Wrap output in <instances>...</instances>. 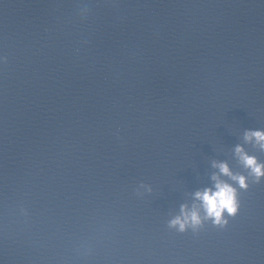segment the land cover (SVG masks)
I'll list each match as a JSON object with an SVG mask.
<instances>
[{
  "label": "water",
  "instance_id": "1",
  "mask_svg": "<svg viewBox=\"0 0 264 264\" xmlns=\"http://www.w3.org/2000/svg\"><path fill=\"white\" fill-rule=\"evenodd\" d=\"M246 178V189L233 185L238 209L225 224L204 220L202 208L200 226L176 227L121 264H264V177Z\"/></svg>",
  "mask_w": 264,
  "mask_h": 264
},
{
  "label": "clouds",
  "instance_id": "2",
  "mask_svg": "<svg viewBox=\"0 0 264 264\" xmlns=\"http://www.w3.org/2000/svg\"><path fill=\"white\" fill-rule=\"evenodd\" d=\"M255 139L261 149H264V132L252 131L245 133V140L251 141ZM236 154L242 164L250 169V174L259 181L264 177V164L257 162L256 158L249 156L244 152L243 148L237 146ZM213 167L219 168L221 174L230 177L233 181L239 184L240 188L248 187L247 178L243 175L233 174L226 163H213ZM212 180L215 181V190L206 188L202 191H196L194 198L200 204H193L191 208L183 204L180 207V215H177L170 221L171 227H178L179 231H184L187 227L196 228L201 225L202 217L200 208H203L205 213L203 219H211L216 225H223L227 221L224 219V213L235 215L238 209L237 190L229 183L220 179L219 175H213Z\"/></svg>",
  "mask_w": 264,
  "mask_h": 264
}]
</instances>
